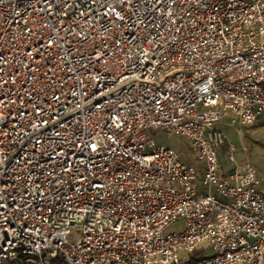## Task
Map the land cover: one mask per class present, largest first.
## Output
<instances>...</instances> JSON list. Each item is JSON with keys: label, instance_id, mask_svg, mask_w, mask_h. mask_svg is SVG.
<instances>
[{"label": "built area", "instance_id": "obj_1", "mask_svg": "<svg viewBox=\"0 0 264 264\" xmlns=\"http://www.w3.org/2000/svg\"><path fill=\"white\" fill-rule=\"evenodd\" d=\"M263 117L264 0H0V264H264Z\"/></svg>", "mask_w": 264, "mask_h": 264}, {"label": "rangeland", "instance_id": "obj_2", "mask_svg": "<svg viewBox=\"0 0 264 264\" xmlns=\"http://www.w3.org/2000/svg\"><path fill=\"white\" fill-rule=\"evenodd\" d=\"M227 136V143L219 149V156L223 165V171L228 173L235 169L237 164L250 163L254 166L261 179L260 190L264 192V117L252 125H243L241 122L233 123L231 118L225 119L217 125ZM152 136L158 145L170 147L174 150L180 161L192 165L202 171H198V179L201 181L204 178L205 163H200L193 151L192 141L185 136L177 135L168 130H156ZM235 148V164L230 163L227 157L229 147ZM223 173L222 170L220 172ZM201 185V183H200ZM199 185V186H200ZM201 188V187H200ZM208 190V187L201 188L203 191ZM214 191V190H213ZM184 230V221L180 220L175 225L169 228L167 232H182ZM76 233H80L76 231ZM70 240H72L70 238ZM215 254L213 248L208 243L200 244L197 249L192 252L181 251L180 259H190V263L183 264H198L200 260L209 258Z\"/></svg>", "mask_w": 264, "mask_h": 264}, {"label": "trees", "instance_id": "obj_3", "mask_svg": "<svg viewBox=\"0 0 264 264\" xmlns=\"http://www.w3.org/2000/svg\"><path fill=\"white\" fill-rule=\"evenodd\" d=\"M52 264H64L60 258L53 259Z\"/></svg>", "mask_w": 264, "mask_h": 264}]
</instances>
